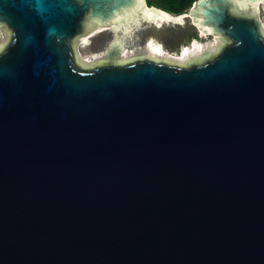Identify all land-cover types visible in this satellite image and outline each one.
I'll list each match as a JSON object with an SVG mask.
<instances>
[{
  "label": "water",
  "instance_id": "1",
  "mask_svg": "<svg viewBox=\"0 0 264 264\" xmlns=\"http://www.w3.org/2000/svg\"><path fill=\"white\" fill-rule=\"evenodd\" d=\"M254 3L172 14L220 41L180 63L122 60L157 27L127 20L171 14L147 0H0V264H264ZM100 27L112 38L85 63L79 40Z\"/></svg>",
  "mask_w": 264,
  "mask_h": 264
},
{
  "label": "rangeland",
  "instance_id": "2",
  "mask_svg": "<svg viewBox=\"0 0 264 264\" xmlns=\"http://www.w3.org/2000/svg\"><path fill=\"white\" fill-rule=\"evenodd\" d=\"M260 19L264 20V9L260 15ZM182 24H176L175 22H166L162 26L157 27L153 23H146L145 26L138 31L134 36L132 40L133 45H137V49L134 53V55H131L127 59H122L123 61H129L132 59H136L138 57H144L149 54H147V48L143 47L144 45L140 42L139 39H142V36H145V38L153 37L156 40H158L159 43H162L163 47L166 49V51H169L171 54L173 53L180 55L182 52V48H184V45H190L192 44L194 47V39L189 40V37L194 34V27L190 20H184L181 22ZM99 31V34L95 36L94 38L90 39V42L92 43L91 46L87 49L88 52L92 51H98L99 49H102V46L105 45L104 38L110 37L111 34L109 31L103 29H96ZM202 53L205 51H209L210 53H215L217 47L220 45L219 39L214 42L213 37H206L205 39H202ZM200 41V40H199ZM204 42V43H203ZM6 43V36L3 34L0 38V50L5 46ZM172 54V55H173ZM201 55V54H200ZM200 55L193 56L192 58H189L185 60L183 63H189L191 61L197 60ZM121 60V61H122ZM166 61H172L176 62V60H169L164 59Z\"/></svg>",
  "mask_w": 264,
  "mask_h": 264
},
{
  "label": "bare ground",
  "instance_id": "3",
  "mask_svg": "<svg viewBox=\"0 0 264 264\" xmlns=\"http://www.w3.org/2000/svg\"><path fill=\"white\" fill-rule=\"evenodd\" d=\"M183 17L184 16H180V17H176L172 14H167L165 12H161V14H155L151 9H147L145 8L143 10V13L140 14L138 16V18L132 23L130 20H127V24L124 23V25H131V27H128L127 29H132V27L137 26V28L140 29V25L143 23L144 20H147L149 22H155L157 23L158 26H162L164 23L166 22H170V20H174V21H179L182 22L183 21ZM262 24L264 26V20L262 19ZM134 25V26H133ZM164 26V25H163ZM107 30L110 32H112L111 30H108L109 27H100V28H96V29H103ZM111 28V27H110ZM93 29L90 32H88L86 35H84L82 38H80L79 43H78V49L80 51L81 54V58L85 63H93L99 59H102L104 57V53L102 55L93 53V52H88L87 49L91 46V42L90 39L94 38L95 36H97L99 34V31ZM128 32V30H125ZM199 33H202L203 35H206L204 32L199 31ZM214 42L218 40V37H213ZM194 47L192 44L184 47L182 49V53L180 56L175 55L173 56L171 53L167 52L165 50V48L163 47L162 43L157 42V40L153 37H150L148 39V42L146 44L148 51L147 54L153 56L154 58H164V59H169V60H176L179 61L180 63L185 62V60L192 58L193 56H198V55H202V42L195 39L194 40ZM204 43V42H203ZM135 50L131 47V49H127L124 51V53L121 55V58L123 59H127L129 58L131 55H134Z\"/></svg>",
  "mask_w": 264,
  "mask_h": 264
},
{
  "label": "trees",
  "instance_id": "4",
  "mask_svg": "<svg viewBox=\"0 0 264 264\" xmlns=\"http://www.w3.org/2000/svg\"><path fill=\"white\" fill-rule=\"evenodd\" d=\"M196 1L197 0H147L149 6H156L174 15L187 13ZM197 38L198 30L194 27V34L189 37V40Z\"/></svg>",
  "mask_w": 264,
  "mask_h": 264
},
{
  "label": "flooded vegetation",
  "instance_id": "5",
  "mask_svg": "<svg viewBox=\"0 0 264 264\" xmlns=\"http://www.w3.org/2000/svg\"><path fill=\"white\" fill-rule=\"evenodd\" d=\"M112 38V34H111V36L110 37H105L104 38V43H105V45H103L102 46V49H99L98 51H92L93 53H96V55L97 54H100V55H102L103 54V51H104V48L106 47V44H107V42L110 40ZM148 39L149 38H145V36H142V39H139L140 40V42L144 45L143 47H145V48H147V46H146V44H147V42H148ZM195 40V39H194ZM157 42H158V40H157ZM134 46H137V45H134ZM187 45H184L183 47H186ZM183 49V48H182ZM166 50V49H165ZM147 51H148V49H147ZM149 52V51H148ZM167 52H169V51H167ZM150 53V52H149ZM170 53V52H169ZM182 53V52H181ZM173 54V53H172ZM175 55H178V54H175ZM174 54H173V56H175ZM181 55V54H180ZM180 55H178V56H180ZM106 64H108V63H102V62H98L97 63V65H106Z\"/></svg>",
  "mask_w": 264,
  "mask_h": 264
},
{
  "label": "snow or ice",
  "instance_id": "6",
  "mask_svg": "<svg viewBox=\"0 0 264 264\" xmlns=\"http://www.w3.org/2000/svg\"><path fill=\"white\" fill-rule=\"evenodd\" d=\"M141 2H143V0H141ZM260 3H264V0H255V3H254V7H258V5L260 4Z\"/></svg>",
  "mask_w": 264,
  "mask_h": 264
}]
</instances>
